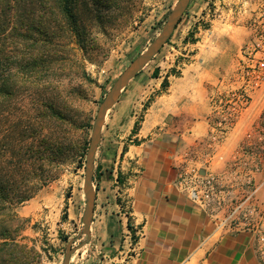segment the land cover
<instances>
[{
  "label": "rangeland",
  "instance_id": "1",
  "mask_svg": "<svg viewBox=\"0 0 264 264\" xmlns=\"http://www.w3.org/2000/svg\"><path fill=\"white\" fill-rule=\"evenodd\" d=\"M176 1L74 0L75 22L69 23L56 8L37 4L34 19L45 34L27 41L8 37L10 61L2 70L12 82L8 84L11 95H0V181L9 185L5 194L13 204L0 216L14 213L21 219L18 240L41 247L43 264H62L67 243L73 240L74 247L86 239L80 236L84 162L98 106L114 80L158 34ZM262 9L264 0H192L170 39L107 114L104 145L115 146L133 114L137 122L143 114L155 116L153 103L173 95L168 87L214 80L217 86L208 95L212 136L201 143L204 149L196 161H207L206 166L212 159L220 161L221 171L210 170L232 178L244 171L259 173L260 198L264 112L251 120V102L243 108L234 96L254 80L245 76L244 67L249 63L246 53L257 48L251 25H257V20L252 21ZM15 59L21 62L8 69ZM247 93L251 101L259 97V92L249 89ZM137 143L132 139L131 144ZM99 179L94 164L95 191ZM233 183L239 191L240 181ZM102 203L99 196L90 239L68 264H113L112 255L127 250L126 227L117 219L105 247L99 244Z\"/></svg>",
  "mask_w": 264,
  "mask_h": 264
},
{
  "label": "crops",
  "instance_id": "2",
  "mask_svg": "<svg viewBox=\"0 0 264 264\" xmlns=\"http://www.w3.org/2000/svg\"><path fill=\"white\" fill-rule=\"evenodd\" d=\"M216 86L214 80L199 79L191 85L178 82L168 87L173 95L150 107L158 113L143 114L138 122L135 114L130 116L127 131L117 136L115 146L104 145L105 134L101 132L94 162L100 179L93 211L95 219L102 196L99 244L105 247L108 232L114 231L117 219L135 236L137 252L135 256L126 255L125 251L124 255H112L116 263L263 264L264 245L259 241L258 254L256 238L258 233L264 235V221L253 215L251 226L246 223L235 232L224 225L218 228L215 219L193 205L176 184L180 168L200 158L204 149L201 143L210 135L208 95ZM256 92L259 97L251 101V120H257L264 112V90L253 94ZM135 123L138 129L133 134ZM134 138L137 144H131ZM207 168L221 171L222 163L212 159ZM254 176L259 183V173ZM260 200L264 201V193H260ZM114 238L115 235L113 247Z\"/></svg>",
  "mask_w": 264,
  "mask_h": 264
},
{
  "label": "built area",
  "instance_id": "3",
  "mask_svg": "<svg viewBox=\"0 0 264 264\" xmlns=\"http://www.w3.org/2000/svg\"><path fill=\"white\" fill-rule=\"evenodd\" d=\"M183 16H185V13ZM259 18L261 19L260 27ZM255 20H257V25H251V28L255 32V37H257V48H253L246 53L249 63L244 67L245 76H250L254 80L251 85L243 86L239 95L234 96V101L243 105V108H246L251 102L247 93L249 89L252 92L264 90V9L260 11V14L258 12L252 23H255ZM210 136H212L211 133ZM207 157L210 158V154ZM206 163L207 161L198 163V161L192 159L190 164H185L179 170L177 187L187 195L190 202L215 219L218 228L224 225L231 232L237 231L241 225L246 223L247 226H251L250 221L253 215H256L259 221H264V202H261L258 196L260 186L259 183H256L252 172L249 174L244 171L240 177L232 178L231 175L211 171L207 168ZM257 171H259V167L255 168V172ZM236 179L240 181L239 191H235L233 188V182ZM218 215H221L222 218L219 219ZM134 237L133 233L127 228L124 240L127 248L126 255L135 256L137 253L134 249ZM256 239L259 254V241L264 245V235L259 236L258 233ZM109 262L118 264L113 260Z\"/></svg>",
  "mask_w": 264,
  "mask_h": 264
},
{
  "label": "trees",
  "instance_id": "4",
  "mask_svg": "<svg viewBox=\"0 0 264 264\" xmlns=\"http://www.w3.org/2000/svg\"><path fill=\"white\" fill-rule=\"evenodd\" d=\"M74 0H0V95H11L8 84V75L4 73V65L9 64V55L7 48L11 44L6 43L8 37L13 40L27 41L32 39L35 34H45L34 19L33 8L37 4L41 6H52L61 14L65 22H75V16L71 4ZM191 3V2H190ZM181 21V20H180ZM15 59L8 69L14 68V65L20 63ZM9 73V72H8ZM166 81L162 83L164 87ZM138 125L135 123L131 133H136ZM84 161H81L83 167ZM9 185L0 181V212L9 210L12 202L5 194ZM26 199H21L20 202ZM21 219L14 213L11 215L0 216V264H43L39 250L35 243L28 245L20 243L18 240L19 233L23 227L19 225ZM66 242L65 239H61Z\"/></svg>",
  "mask_w": 264,
  "mask_h": 264
},
{
  "label": "water",
  "instance_id": "5",
  "mask_svg": "<svg viewBox=\"0 0 264 264\" xmlns=\"http://www.w3.org/2000/svg\"><path fill=\"white\" fill-rule=\"evenodd\" d=\"M191 1L192 0L176 1L175 5L164 20L158 34L149 43L146 49L137 57H135L124 69V71L114 80L110 89L106 92L103 100L98 106L91 129V135L84 162L82 190L85 198V207L82 215L83 227L80 232V236H85L86 239H84L74 247H72L74 243L73 240H70L67 243L62 264H68L71 255L85 246L91 236L90 226L92 223L95 203V190L92 184V176L94 172L95 154L101 140V132L107 114L118 102L120 95L125 91L129 82L133 80L144 69V67L158 54V52L170 39Z\"/></svg>",
  "mask_w": 264,
  "mask_h": 264
}]
</instances>
